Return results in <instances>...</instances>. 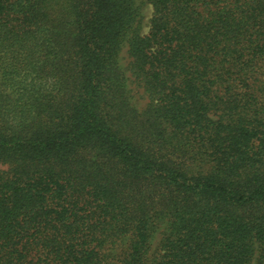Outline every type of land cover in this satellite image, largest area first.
<instances>
[{"label": "trees", "instance_id": "16d2710c", "mask_svg": "<svg viewBox=\"0 0 264 264\" xmlns=\"http://www.w3.org/2000/svg\"><path fill=\"white\" fill-rule=\"evenodd\" d=\"M0 167V264H264V0H0Z\"/></svg>", "mask_w": 264, "mask_h": 264}, {"label": "rangeland", "instance_id": "374dc122", "mask_svg": "<svg viewBox=\"0 0 264 264\" xmlns=\"http://www.w3.org/2000/svg\"><path fill=\"white\" fill-rule=\"evenodd\" d=\"M144 23H145V28H144V34H146L148 32V26H149V22L150 19L152 17V8L150 6H147L144 9ZM128 61L126 60L125 63H127ZM126 65V64H125ZM132 89V94L134 97V104L136 105V107L140 110L144 109L148 103V99L147 96L144 93V90L142 88H138L135 85L131 86ZM1 169H5L4 167H0Z\"/></svg>", "mask_w": 264, "mask_h": 264}]
</instances>
